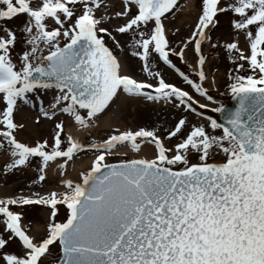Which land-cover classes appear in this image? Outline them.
Returning <instances> with one entry per match:
<instances>
[{"label": "snow or ice", "instance_id": "6c2138e0", "mask_svg": "<svg viewBox=\"0 0 264 264\" xmlns=\"http://www.w3.org/2000/svg\"><path fill=\"white\" fill-rule=\"evenodd\" d=\"M177 3L0 0L3 175L37 165L27 194L0 198V264H264V0H197L190 34L174 44L168 24ZM222 18L229 25L223 43L213 40ZM121 40L145 79L127 74L115 51H126ZM205 47L227 54L234 110L209 108L217 104L209 91L216 80L206 72ZM160 65L192 92L166 80ZM122 96L179 115L171 127L116 128L87 144L66 133V121L90 132ZM25 108L48 121L65 118L51 142L18 139L26 125L16 117ZM197 109L220 113L222 122ZM145 146L152 158L109 162L126 155L121 149L139 154ZM82 153L92 154L90 167L68 178ZM53 165L61 190H35ZM32 206L49 210L43 235L24 224Z\"/></svg>", "mask_w": 264, "mask_h": 264}, {"label": "rangeland", "instance_id": "374dc122", "mask_svg": "<svg viewBox=\"0 0 264 264\" xmlns=\"http://www.w3.org/2000/svg\"><path fill=\"white\" fill-rule=\"evenodd\" d=\"M186 0H178L177 7L174 9V16H171V22L168 24L169 28V40L174 44H178L181 37H187L190 34L191 28L196 20V11L182 13L181 10L184 7ZM195 10L197 0H194ZM19 23V21L17 22ZM105 27H110V25L105 24ZM176 28L180 29V32L176 36H172L171 33L175 31ZM229 25L226 18L221 19V25L219 31L213 33V40L220 38L223 43L225 39L228 38ZM120 39V37H117ZM122 45L125 46L126 51L120 52L118 49L115 50L117 56L121 59L122 63L126 65L127 74L133 76L137 80L145 79V74L142 71V65L137 58L130 55V51L127 50V45L124 40H121ZM109 46L112 47L111 41H109ZM211 53L209 63L206 65V72L209 76V80L215 78L216 85L210 87V94L215 100L227 99L231 96L228 91L227 84V73L231 70V64L228 61L227 54L223 49H210V47H205V54ZM189 63L195 62L194 54L189 50L186 54ZM174 63L187 74L192 76L191 71L188 69L187 65L181 64L178 59L173 57ZM159 71H162L166 80L172 83H176L178 86L183 87L185 90L192 92V90L185 85L182 80L171 70H168L165 66L160 65L158 67ZM207 87L208 84L206 83ZM195 95V93H193ZM200 100V103H208L203 98L196 96ZM51 99L49 95L47 100ZM219 107V104H209V108ZM38 110H30L25 108L24 111L17 115V122L25 123V128L21 131L18 139L26 143H33L35 140L48 139L51 142V138L54 133V126L56 122L60 119H65L64 117H57L52 121H48L43 117H38ZM179 113L173 111L170 106L163 104H153L151 102H146L138 99L121 97L116 101L115 105L108 110L106 114H102L101 118L96 122L95 133H86L84 136L83 143L87 144L90 140L95 139L101 141L106 138L109 133L114 129L119 128L122 131L126 129L138 130L141 127L152 128L159 127L164 129L166 127H171L175 122V118ZM189 120L192 122H199L200 118L196 117L194 114H188ZM39 118L41 123L36 125L34 120ZM108 119V123L105 126L102 125V121ZM206 123V122H205ZM101 127H100V126ZM66 127H72L70 122L66 121ZM219 134V130L218 133ZM175 142V141H173ZM150 147V146H149ZM151 148V147H150ZM152 155H153V149ZM92 158L91 153H82L79 158L75 160L74 163L83 161L88 158ZM132 157V158H131ZM153 157V156H152ZM135 159L136 157L132 153H126L117 158H110L109 162H118L120 159ZM6 162V157L0 154V198H5L8 196L18 195L20 193L27 194L29 189L28 185H31L35 179H37V172L35 171L37 165L33 162L32 168L23 173H9L7 176L3 175V167ZM71 163V166L74 164ZM91 165V164H90ZM90 165L86 168L88 169ZM70 166V167H71ZM70 172V169H69ZM59 175L56 178L49 177L48 180L43 185H35V190H39L44 194H47L52 190L59 189L60 182H58ZM66 210L61 207V214L57 217L58 221L63 222L65 219ZM49 210L41 206H32L24 210V224L26 227L33 229V234H44L45 225L48 223ZM0 231H2V226H0ZM15 247V246H14Z\"/></svg>", "mask_w": 264, "mask_h": 264}, {"label": "bare ground", "instance_id": "6f19581e", "mask_svg": "<svg viewBox=\"0 0 264 264\" xmlns=\"http://www.w3.org/2000/svg\"><path fill=\"white\" fill-rule=\"evenodd\" d=\"M195 11L196 10H195L194 0H186V3L184 5V7L182 8L181 12L182 13H188V12L191 13V12H195ZM107 123H108V119H104L102 121V125L101 126H105ZM65 131H66V133L73 134L76 138L80 139L81 142H83V140H84L83 138H84V136L87 133V132L80 133L73 127H66ZM88 133H92L94 135L95 128L92 129ZM121 152L122 153H128V154L132 153L136 158H152V156H153L152 155V150H151V148L149 146H145L144 149L142 150V152L139 153V154L132 152L130 149H121ZM92 160H93V157L92 158L90 157V158L85 159L83 161L74 163L69 168L70 172H68V178H71L73 180H78L79 179V177H78L79 172L82 171V170H87L86 168L91 164ZM57 175H58V171H57L55 165H53L52 168L49 170V177L56 178ZM58 182H61V178L58 179Z\"/></svg>", "mask_w": 264, "mask_h": 264}, {"label": "water", "instance_id": "95a60500", "mask_svg": "<svg viewBox=\"0 0 264 264\" xmlns=\"http://www.w3.org/2000/svg\"><path fill=\"white\" fill-rule=\"evenodd\" d=\"M223 103L222 106H224L227 109H231L234 110L235 107L237 106V101L234 100L232 97L229 100H222L221 101ZM198 111H204L205 115L211 116V118L213 119H217L218 121L222 122V116L220 113H216V112H209V111H205L202 109H197Z\"/></svg>", "mask_w": 264, "mask_h": 264}]
</instances>
